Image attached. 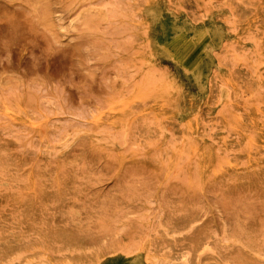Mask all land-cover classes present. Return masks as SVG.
Instances as JSON below:
<instances>
[{
	"label": "rangeland",
	"instance_id": "374dc122",
	"mask_svg": "<svg viewBox=\"0 0 264 264\" xmlns=\"http://www.w3.org/2000/svg\"><path fill=\"white\" fill-rule=\"evenodd\" d=\"M0 264H264V0H0Z\"/></svg>",
	"mask_w": 264,
	"mask_h": 264
}]
</instances>
